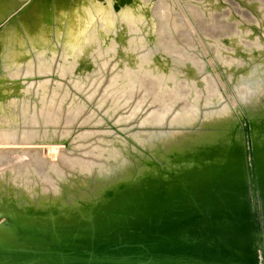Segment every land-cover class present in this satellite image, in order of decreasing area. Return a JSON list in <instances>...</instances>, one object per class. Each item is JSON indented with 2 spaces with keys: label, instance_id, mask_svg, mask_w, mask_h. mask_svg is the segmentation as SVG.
Returning <instances> with one entry per match:
<instances>
[{
  "label": "bare ground",
  "instance_id": "6f19581e",
  "mask_svg": "<svg viewBox=\"0 0 264 264\" xmlns=\"http://www.w3.org/2000/svg\"><path fill=\"white\" fill-rule=\"evenodd\" d=\"M156 1L0 0V25L21 8L19 16L8 21L0 32V143H5L8 136L9 140L22 143L63 145L78 114L86 107L85 99L91 98V95L85 99L79 94L75 96L65 88L59 90L60 86L55 84L48 90L46 80L38 81L35 88L32 82L21 88V84L13 83L17 78L31 80L29 76L45 74L46 77L53 71L76 80L75 84L89 81L94 85L101 77L95 69L104 62L96 63L107 54L115 57L113 52L117 51V59H113L117 65L124 63L130 67L127 74L118 71L119 93L130 86V71L134 79L145 73L161 77L157 92H162L166 85L176 90L162 111H156L157 102L150 103L148 112L139 119L138 111L144 102L140 100L136 110L121 112L116 122L138 117L140 129L129 136L106 135L108 140L101 142L111 148L91 152L102 159L100 163L91 165L79 159H68L76 174L64 175L55 165L40 170L37 164H43L41 157H36V164L29 162L25 167L5 161L9 166L0 169V241L26 245L22 227L36 224L90 222L99 226L115 220V213L124 206L133 207L131 205L147 197L149 201H161L163 196L174 192L197 193L217 177L223 182L221 192L229 193L244 183L252 160L264 168V0H236V11L244 19L239 16L238 19L231 10H223L220 0H191L205 19L223 14L224 20L232 21L228 33L222 35L225 39L218 36L214 43L211 41L215 49L205 57L199 55L200 47L188 48L186 44H183L187 47L184 57L164 51L165 43L158 44L157 19L152 11ZM172 6L175 8V3ZM49 10L52 25L45 20ZM214 10L216 14L212 13ZM253 19L263 27L261 32L252 26L255 23L250 20ZM138 22L143 27H138V32L133 31ZM164 27H167L166 32L172 30L173 33L179 26L174 23V27L168 24ZM249 29L259 35L258 40L251 37ZM206 41L209 40L205 38V45L209 47ZM221 43L231 45L235 53L223 51L219 47ZM136 45H142L147 51L156 50L144 63ZM238 46L251 51V58L245 59V64L237 58ZM217 48L218 58L214 57ZM191 49L199 56L200 67L189 57ZM223 58L228 61L223 62ZM212 61L209 67L206 63ZM239 64L242 66L233 69ZM207 77L215 89L212 93L207 92ZM179 82L184 83V93L180 92ZM199 85H204L202 101L196 98ZM110 89L105 88L104 99L97 102L101 106L109 101L105 111L109 116L130 103L122 98L114 100V93H107ZM56 94L62 98L59 103L65 115L62 122H58L60 115L48 108L51 105L56 109ZM186 102L193 110L177 106ZM88 136L89 133L80 132L74 139L84 141ZM63 146L71 149L70 145ZM2 158L0 156V161ZM243 186L235 190H242ZM240 193L243 194V190ZM200 197L202 194L199 200ZM257 251L261 263L260 250Z\"/></svg>",
  "mask_w": 264,
  "mask_h": 264
},
{
  "label": "water",
  "instance_id": "95a60500",
  "mask_svg": "<svg viewBox=\"0 0 264 264\" xmlns=\"http://www.w3.org/2000/svg\"><path fill=\"white\" fill-rule=\"evenodd\" d=\"M263 172L252 160L243 194V184L221 192L217 177L197 193L124 206L99 226L22 227L28 243L0 241V264H264Z\"/></svg>",
  "mask_w": 264,
  "mask_h": 264
},
{
  "label": "rangeland",
  "instance_id": "374dc122",
  "mask_svg": "<svg viewBox=\"0 0 264 264\" xmlns=\"http://www.w3.org/2000/svg\"><path fill=\"white\" fill-rule=\"evenodd\" d=\"M141 1H143V3L146 2V0H141ZM171 1H172V4L175 3V8H173ZM178 1L179 0H158L156 1V3L152 5L153 7L152 11L155 14L156 19H157L156 20L157 31L160 36L158 39V44L161 45L160 43L164 42L165 43L164 51L167 53L176 54L179 57L185 56L184 50L187 47L194 48V49H196L197 47H200L199 49L201 50V52L200 53L198 52L199 55H201L202 57L207 56L206 53H209V51H214L215 49L213 47V44L211 45V41L212 43H214V40H216L218 36L223 37V39H225L224 38L225 36H222V35H224L225 33H228L229 29L231 28L230 24L232 23V21H229L228 23L226 20H224V17H222L223 14L219 16L214 15L213 17H211L210 15V20L209 19L207 20V18L205 19V16L202 14L200 9H198L199 7L197 6L196 3L194 4L193 2H191V0H188L187 3L185 2L184 4L180 5ZM220 1L222 5H224L223 10L225 11L231 10L233 14L237 16V18L239 16V18L244 19V17L238 11H236V8H237L236 0L235 1L220 0ZM20 9L21 8L17 9L11 15L13 17L19 16L18 14L21 11ZM216 11L217 10H214L212 11V13L216 14ZM242 11L245 12L246 10L244 11V9H242ZM10 17L11 16H9L8 19L10 20L12 19L14 21L13 17L12 18ZM45 20H49L50 21L49 25H52V11L51 10L48 11V14L46 15ZM232 20L236 21V19H232ZM7 22L2 23L0 25V32H2ZM164 22L166 23L164 24ZM250 22L255 23L252 26L256 30H259L260 32L262 31L263 27L261 25H257L255 19L250 20ZM174 23L175 25L179 27L177 28L175 27L176 29L175 31L173 30V33H171L172 30H170L171 32L169 31L166 32L165 28L167 29V27H164V25L167 26L168 24L169 27L171 26L174 27ZM246 23H248V21ZM232 25H234V22ZM140 26L143 27L142 24L138 22L134 25L132 30L138 32L139 30L137 28L138 27L140 28ZM162 26H163V29H162ZM232 32H233V29H232ZM248 32L252 38L257 37V40L259 39V35H257L252 30L249 29ZM226 37H227V34H226ZM205 38L209 40V41H206L210 43L209 47L207 43L205 45ZM227 41H229L228 43L232 42L231 39ZM228 43H221L219 47L222 48L223 51L225 52L235 53V51L233 50V47L231 45H228ZM183 44H186L187 47L183 46ZM142 47H143L142 45H136L138 55L140 56V60L145 63L146 59L149 58L150 55H152V53L156 50V48H151L147 51L145 49H142ZM237 51L239 53L237 55L238 57L237 56L236 57L238 59H242V61H239V62H242L241 64L246 63L245 59L251 58L250 56L251 51L249 50L246 51L240 48V46H238ZM193 52L194 51L192 49L189 50V53H190L189 57L191 58L192 61H194L200 67L201 61L199 59V56L196 55L197 53H193ZM219 52L220 51L217 48V50H215L216 54L213 53L214 57L218 58V56H220ZM113 53L115 54V57L109 56L107 54L106 58L99 61V63H96V64H101L102 62H104V64L101 65V67L97 65V68L95 69L96 71L100 72L99 74L101 75V77H99L95 81L94 85L89 83V81H87L86 83L81 82V84H75L74 82L76 80H71L69 79V77L56 74L53 71L50 72L48 75H46V77H45V74L39 75V76L33 75V76H29V79L33 78L31 80H26V79L22 80V79L17 78L16 81L13 82V83L21 84L22 85L21 88L26 87L27 84L32 82L31 86L32 88H35L38 85V81L46 80L47 85H48L47 87L48 90H51L53 88V84H55L57 86L58 85L60 86L58 87L59 90H62L65 88L67 90H70L71 94L74 93L75 96L79 94L81 97H83V99H85L84 97L91 95V98L85 99L87 102L86 107H84L83 110L78 114L75 123L72 124L70 135L63 142V145L65 146L70 145V148H71L70 150H66L63 145L57 144V143H39V144L38 143L37 144L22 143V142L9 140L7 136V138L5 139L6 142L0 143V146H1L0 156L3 157L2 159L4 160V161L3 160L0 161V163H2L0 164V169H2L3 167L9 166L6 164L5 161H7L8 164L10 163L12 164L14 161L15 163L12 165H16L17 167H25V164L29 162H34L36 164V157H41L43 164L41 163L37 164L39 169L43 167L45 169L49 165L50 167L55 165L54 167L58 169L60 172H62L64 175H69V173L76 174L77 170H75V168H72L71 162L68 159L70 160L79 159L81 161H86L87 163L91 165L95 163H100L102 159L99 157H95L93 153L97 151L98 149H104V148L106 149V147L111 148V146H108L107 144L105 143L103 144V142H101L103 140H108V137L106 135L115 134L116 136H119V137H122V135L129 136L131 132H134L140 129L138 127L139 125L137 124L138 122L137 119L138 117L140 119L143 114L148 112L147 110H149L151 104L155 105L156 102L158 103L156 104V108H155L156 111L157 110L162 111L166 108L167 101L169 102L171 96L173 95V93L176 92V90L171 89V88L169 89V86L166 85L165 86L166 88L163 89L162 92H157L159 82H162L161 77L154 78L150 74L145 73V74H140L139 76H136V78L134 79L133 78L134 74L132 73L133 71H130V74L128 75L130 86L124 89L122 93H119L117 89L118 88L117 85H119L118 81L120 79L118 71L122 70L123 73L125 72V74H127L126 72L130 70V67L125 66L124 63L117 65L116 60H113V59L117 57L118 53L117 51ZM208 60L209 59H207V61ZM222 61L225 62L228 60L226 58H223ZM212 63L213 61L210 63L208 62L206 64L210 67ZM241 64L234 66L233 69L241 67L242 66ZM222 67H224V65H222ZM216 72H221V70H216ZM199 79L202 80V76H200ZM210 80L211 79L207 77V81H208L207 92L208 93H212L215 91L214 87L210 83ZM214 82L219 83L218 80H215ZM137 83H139L140 86H138ZM178 86L180 88V92L184 93V90H185L184 83L179 82ZM220 86L223 87L222 83H220ZM203 87L204 85H199L196 88L197 92H199V95L196 98L199 101H202L203 99V93H202ZM105 88H111L109 91H107V93L108 94L114 93L113 94V97L115 98L114 100H118L119 98L126 99V100H129L130 102L129 105L123 109H120V111L117 110L118 113L114 112L110 116L107 115L105 111L108 109L109 101L106 100L101 106H98L97 104L99 99H104L105 94H103V91ZM144 88H146L147 91H144ZM128 89L130 91H128ZM151 93H153L154 100H152V98L150 97V95H152ZM123 95H125V97H122ZM61 99L62 98L60 97L59 94L55 95V105H56L54 107L56 108L55 110L52 108L51 105H48V108L52 109L51 110L52 112H55L58 115H60L58 122L59 121L62 122V118L65 116L64 109H62L63 106H60V104L62 103ZM140 100H143L144 102L141 103L142 108L138 111V117L130 119L128 121L116 122L117 116L121 112H122L121 114H125V112L126 113L130 112L131 109L132 111L136 110L139 106L138 101ZM180 103L177 104V106L181 105L183 109L193 110V107L189 104V102L182 103V104ZM58 109L60 110L59 112H58ZM86 119L88 121H86ZM97 120L98 122L96 123ZM82 121L84 122L81 124ZM60 125L63 127V124H60ZM80 132H87L90 134V136H88L84 141L82 140L77 141L74 139V137ZM2 146H5V147L2 148ZM7 146H10V147H7ZM50 146H52L51 149L49 148ZM91 152L93 153L91 154ZM42 158H44V160ZM42 179H44V177Z\"/></svg>",
  "mask_w": 264,
  "mask_h": 264
}]
</instances>
